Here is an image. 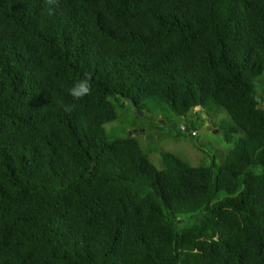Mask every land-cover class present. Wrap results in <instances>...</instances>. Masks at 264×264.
Returning a JSON list of instances; mask_svg holds the SVG:
<instances>
[{"label":"trees","instance_id":"1","mask_svg":"<svg viewBox=\"0 0 264 264\" xmlns=\"http://www.w3.org/2000/svg\"><path fill=\"white\" fill-rule=\"evenodd\" d=\"M132 102L244 136L159 169ZM0 264H264V0H0Z\"/></svg>","mask_w":264,"mask_h":264},{"label":"rangeland","instance_id":"2","mask_svg":"<svg viewBox=\"0 0 264 264\" xmlns=\"http://www.w3.org/2000/svg\"><path fill=\"white\" fill-rule=\"evenodd\" d=\"M185 126L198 133L191 135L185 131ZM232 126L235 124L228 114L216 107L213 110H191L185 117L162 112L142 116L126 103V106H119L117 120L108 124L106 130L134 136L142 149L149 153L150 161L161 169L165 154L178 157L193 167L221 163L235 142L244 136L242 132L234 133L231 141H227L226 129Z\"/></svg>","mask_w":264,"mask_h":264},{"label":"clouds","instance_id":"3","mask_svg":"<svg viewBox=\"0 0 264 264\" xmlns=\"http://www.w3.org/2000/svg\"><path fill=\"white\" fill-rule=\"evenodd\" d=\"M49 3H52L53 0H48ZM52 14V11L49 10V15ZM92 92V77L90 73H85L81 79L76 81L74 85L69 89V95L73 100H81L84 97L90 95ZM61 107L63 111L71 113L75 105L74 104H62Z\"/></svg>","mask_w":264,"mask_h":264},{"label":"water","instance_id":"4","mask_svg":"<svg viewBox=\"0 0 264 264\" xmlns=\"http://www.w3.org/2000/svg\"><path fill=\"white\" fill-rule=\"evenodd\" d=\"M132 106H133L135 109H136V107H137V105H136L135 103H133V102H132ZM200 109H201V107H199L197 110H200ZM138 112H140L142 116L145 115L144 112H142V111H139V110H138Z\"/></svg>","mask_w":264,"mask_h":264}]
</instances>
